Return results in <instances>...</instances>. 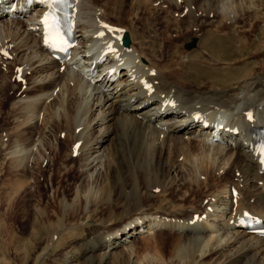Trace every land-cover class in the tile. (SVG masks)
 <instances>
[{
    "label": "bare ground",
    "instance_id": "bare-ground-1",
    "mask_svg": "<svg viewBox=\"0 0 264 264\" xmlns=\"http://www.w3.org/2000/svg\"><path fill=\"white\" fill-rule=\"evenodd\" d=\"M26 1L5 0L6 12L12 11L10 17L0 11V68L6 71L8 63H17L15 77L19 73L24 86L12 100L11 108L16 110V113L13 110L14 128L30 126L39 132L40 128L36 129L40 124L49 134L55 127H61L58 134L63 130L64 136L60 138L73 143L64 159L75 152L72 157L76 159L79 179L72 198L83 195V220L92 218L99 207L108 208L104 217L96 219L101 225L109 222L116 206L126 213L133 211V215L113 231L104 230L105 234L99 229L82 238L75 249L77 258L63 256L64 264H107L109 257L118 254L115 249L130 243L137 234L153 236L162 230L177 235L171 256L179 264H197L212 251H216L215 257L206 264H264V234L250 230L243 215L248 212L254 221L264 226V147L257 132L264 125V66L253 70L251 66L243 68L241 75L223 85L212 83L207 87L200 81L199 88H191L182 86L185 83L177 78L181 84L178 86L176 79H167L173 74L168 67L170 64L156 63L163 69L154 68L155 63L147 54L150 52L142 49L146 40L141 34L137 41L131 30L104 21L102 9L92 0H73L74 43L69 56L61 61L45 47L39 22L45 8L35 1L27 6ZM166 1L175 8L181 2V22L194 30H198L202 22L209 25L196 58L186 54L191 51L187 49L174 54L178 62L204 60L210 67L202 69L214 73L221 71L215 69L221 67L216 65L223 63L220 60L239 61L248 44V33H255L253 25L239 24L238 19L246 13L253 14L258 22L264 18V0ZM176 29L177 33L181 32L179 27ZM99 30L104 31L102 36L97 35ZM228 31L235 32L236 38ZM124 36L129 39L127 46L120 43ZM169 39L167 35L164 41ZM263 41L264 38L260 39ZM212 42L222 49L224 46L221 55L215 56L212 52L209 46ZM109 45L114 52L109 50ZM8 47L18 50V55L7 58L4 53L11 54L6 51ZM202 53L207 57L198 58ZM9 86L15 89L16 85L11 82ZM171 94L172 99H167ZM196 113H199L197 118ZM248 113L252 114V120L246 118ZM214 119L226 123L222 130L224 143L216 139L213 144L207 142L213 133ZM205 122L207 126H203ZM70 125L74 126L68 132ZM209 125L211 127L207 128ZM54 136L56 140L53 145L49 142V146L38 139L39 152L41 147L50 148L54 153L57 133ZM181 140L194 142L192 155L191 151L188 155L195 157L190 163V173L183 171L182 175L189 173V179L196 172L213 170L220 177V188L206 193L210 197L201 210L181 201L168 212L152 214L140 202L141 196L155 199L164 186H172L175 179L164 171V160L170 162V142ZM18 141L13 143V149L9 148L12 155H17L12 157L19 161L29 147ZM32 142L37 143V137ZM40 153L37 161L50 160V156L41 157ZM169 168L177 172L174 162ZM187 179L183 177L184 184L190 183ZM207 180L204 187L209 183ZM193 183L197 185L198 180L193 179ZM144 190L149 193L143 194ZM62 218L63 213L61 221ZM55 242L57 244L58 240ZM124 253L116 254V258L130 264V254Z\"/></svg>",
    "mask_w": 264,
    "mask_h": 264
},
{
    "label": "rangeland",
    "instance_id": "rangeland-1",
    "mask_svg": "<svg viewBox=\"0 0 264 264\" xmlns=\"http://www.w3.org/2000/svg\"><path fill=\"white\" fill-rule=\"evenodd\" d=\"M92 3L102 9L101 18L107 23L121 25L123 28L125 27L131 30L132 35L137 38V41L140 40L138 37L141 34L144 40H146L142 44V49L150 52L147 54L153 60L152 62L155 63L153 65L154 68L157 70L160 68L163 69L159 65L160 63L170 64L168 67L172 68L171 71L173 74L171 76L173 78L169 76L170 78L167 79H176L175 82L178 86L181 85L179 83L181 81L185 83L182 86L191 88H199L200 81H204L207 87H211L212 83L223 85L226 84L227 80H232L241 75L243 68L246 69V67L251 66L253 70L264 66V41L263 43L260 42V39L264 38V18L258 22V20L253 18V14L251 13L243 14L237 21L239 24H251L255 28V33H248V44L243 53L244 55L239 58V61L220 60L223 63L215 62L216 65L221 66L215 69H220L221 71L214 73L210 72V70L202 69L204 66L210 67L204 63V60L201 62L197 59V62L193 60L191 62L186 59L187 61L178 62L177 55H174L178 51L187 50L184 44L192 40L194 41V47L192 49L190 48V52L185 53H190L195 57L197 48H199L200 43L206 38L204 32L209 26L205 22H202V24H199L198 30H194V27L191 28V26H187L186 23L181 22V2L176 8L173 3L168 4L166 0H92ZM176 25L181 32L177 33ZM229 33L232 38H236L235 32ZM167 35L170 36V39L164 41ZM209 46H211L210 48L212 52L214 51L215 56L217 53L220 54L221 52L222 54L224 51V46L222 49V46L215 42L209 43ZM10 47L12 46L10 45ZM16 47L17 45L14 48ZM14 48H6V51L11 53L6 56L7 58L18 55V50ZM226 49L228 51V48ZM199 55L198 58L207 57L206 53V56H204V53H202L203 56L201 54ZM176 61L179 65L176 64ZM16 65L17 63H8L6 71L0 68V264H64L63 256H67L68 259L77 258L74 253L75 249L79 247V242H81L82 238L95 234L99 229L102 231L105 230L106 233L113 231L130 218L133 215V211H130L131 214L126 213L116 206L114 207L115 213L112 214L109 222L101 225L96 219L104 217L108 208L107 206L105 208L99 207L94 212L92 218H88L86 221L83 220L81 216L83 195L79 194L77 198H72L74 185L79 179V173L76 170V159L72 157V155L75 156V152L69 155L67 160L64 159L73 143L66 138L64 140L60 138V136H64L62 134L64 132L63 130L58 134V129L61 127H55V131L49 134L43 128L41 129L40 124H37L39 126L36 129L38 130L40 128V134L32 130L30 126H24V128L21 126L17 128L19 130L14 128L16 126L14 125L16 124V120L14 121L15 116L13 114L16 113V110L13 109V106L11 108L12 100L21 92L20 89L23 84L21 79L15 77ZM177 74L178 77H176ZM8 82H14L16 85L15 89H11V86H9L10 83L8 84ZM23 88L24 86L21 90ZM172 97L173 94L167 96V99L171 100ZM73 126H68V132L72 131ZM15 133H17V136H15ZM56 133L58 135L55 144L57 145V149L54 153L49 147L46 150L40 147V153V144L38 141H44L42 144H47L46 146H49V142L53 145V141L56 140L54 136ZM36 137L37 143H33L32 140L33 138L35 140ZM15 141L20 142L21 145L27 146L30 149L22 157L18 155V157H21L19 161L15 158L17 155H12L10 152V148L13 149L12 145H14L13 143ZM29 145L32 146V149ZM173 145L174 149L172 148ZM193 145L194 142L192 140L170 142L168 145V159L170 162L164 160V171L169 172L174 177L171 178L175 179L174 183L171 187L164 186L161 190L162 192H158L160 195L157 194L155 199L145 198L143 195L144 192L149 193V191L144 190L142 194L144 197L141 196L140 202L145 205L146 211L148 208V211L152 214H163L164 212L170 211L171 206H178L181 201L184 204L192 205L197 210H201L204 207V202L210 197L206 193L220 188V177L213 170L206 171L204 169L205 171L196 172L194 176H190L187 179L191 168L190 163L195 158L188 155L190 151L192 155ZM39 153L41 157L50 156V160L43 161L42 163L37 161L36 158ZM172 162H174L175 168L177 169L176 173L171 172L169 168ZM184 165L185 167H182ZM183 171L189 173L183 176ZM183 177L190 183L188 184L186 182L184 184ZM195 178L198 180L197 185L193 183V179ZM205 179H209L207 180L209 183L204 187ZM83 187L81 186L80 188ZM161 194L163 195L162 197ZM62 201L65 204L62 205ZM62 213L64 218L61 221L60 215ZM81 220H83V224ZM56 221H58V226L56 225ZM120 234L122 232L118 233V236ZM143 234H137L133 237L132 241L128 243L129 245H125L127 248L124 246L126 249H123L124 247L121 246L116 248L115 250L118 251V254L116 253L117 256L122 255L124 252L129 253L130 264H179L171 256L173 247L178 241L177 235L174 232L162 230L161 232H156L153 236L147 233ZM53 239L55 241L58 240V243L56 244ZM215 253L212 251L203 256L197 264L209 263L214 259ZM116 254L109 257L107 264H126L124 263L126 260L116 258Z\"/></svg>",
    "mask_w": 264,
    "mask_h": 264
},
{
    "label": "snow or ice",
    "instance_id": "snow-or-ice-1",
    "mask_svg": "<svg viewBox=\"0 0 264 264\" xmlns=\"http://www.w3.org/2000/svg\"><path fill=\"white\" fill-rule=\"evenodd\" d=\"M46 2H48V7L52 10L45 12L44 16L41 18V22L44 25L45 43L49 44L53 48L60 47L63 49L64 45L67 44V40L65 39V33L62 29L65 25H71L72 18L71 14L65 13L62 20L58 13L63 11V9L71 7V4L69 3V0H46ZM104 27L109 26L104 25ZM109 30L112 31L113 29L109 28ZM97 35L102 36L103 32H98ZM109 50L113 52L115 51L110 45ZM4 54L8 55L6 52ZM17 71L19 72L20 70L17 69ZM145 87L149 89L151 88L148 84H145ZM247 116L249 120L253 118L251 113H248ZM243 215L249 216L250 214L245 211Z\"/></svg>",
    "mask_w": 264,
    "mask_h": 264
},
{
    "label": "water",
    "instance_id": "water-1",
    "mask_svg": "<svg viewBox=\"0 0 264 264\" xmlns=\"http://www.w3.org/2000/svg\"><path fill=\"white\" fill-rule=\"evenodd\" d=\"M121 42H122L124 45H128V42H129L128 37L126 36L125 38H123V39L121 40ZM190 46H191V44H185V47H186V48H189Z\"/></svg>",
    "mask_w": 264,
    "mask_h": 264
}]
</instances>
